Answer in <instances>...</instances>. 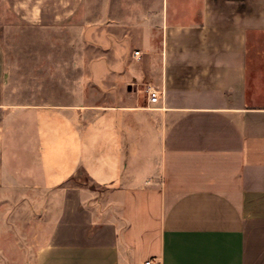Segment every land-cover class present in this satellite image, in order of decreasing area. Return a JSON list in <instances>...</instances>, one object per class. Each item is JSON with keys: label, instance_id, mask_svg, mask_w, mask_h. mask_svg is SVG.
Instances as JSON below:
<instances>
[{"label": "crops", "instance_id": "1", "mask_svg": "<svg viewBox=\"0 0 264 264\" xmlns=\"http://www.w3.org/2000/svg\"><path fill=\"white\" fill-rule=\"evenodd\" d=\"M82 1L0 4L54 26ZM188 1L166 11L161 43L145 56L157 103L120 92L105 106L52 110L88 120L104 153L80 155L68 172L71 155H39L38 176L25 167L20 178L5 157L0 104V201L4 190L38 194L27 199L40 230L13 247L23 264H264V0ZM4 78L0 48V86ZM3 212L0 203L8 257L5 242L18 238Z\"/></svg>", "mask_w": 264, "mask_h": 264}, {"label": "rangeland", "instance_id": "2", "mask_svg": "<svg viewBox=\"0 0 264 264\" xmlns=\"http://www.w3.org/2000/svg\"><path fill=\"white\" fill-rule=\"evenodd\" d=\"M187 4L188 0H83L65 22L41 26L23 21L1 2L0 48L5 78L0 104L6 110L8 166L20 178H25V167L33 168L32 179L39 174L35 161L39 155H71L73 161L64 168L68 172L80 155L90 157L98 148L104 153L106 147L95 145L91 137L88 120L75 118L72 123L64 117L68 113L52 110L105 106L120 92L131 99L146 100L152 87L148 75L152 77L154 69L153 63L145 64V56L161 43L166 11L174 5L185 11ZM185 19L183 14L180 20ZM137 50L141 51L140 59L134 54ZM44 108L50 111H40ZM83 169L79 176L82 185L93 187ZM36 195L23 189L1 193L4 227L18 240L5 242L8 257L0 256V264H23L18 249L30 245L33 232L40 230L31 228L38 208L33 212L27 199ZM104 198L105 194L103 203Z\"/></svg>", "mask_w": 264, "mask_h": 264}, {"label": "built area", "instance_id": "3", "mask_svg": "<svg viewBox=\"0 0 264 264\" xmlns=\"http://www.w3.org/2000/svg\"><path fill=\"white\" fill-rule=\"evenodd\" d=\"M134 54L138 59H140L142 56L141 51L139 50L135 51ZM148 99L151 103H157L160 99V92L154 89L153 87H150L148 89ZM144 264H157V262L154 259H148L147 261H145Z\"/></svg>", "mask_w": 264, "mask_h": 264}]
</instances>
